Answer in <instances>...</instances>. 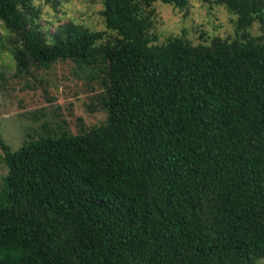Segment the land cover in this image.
<instances>
[{"label": "trees", "instance_id": "1", "mask_svg": "<svg viewBox=\"0 0 264 264\" xmlns=\"http://www.w3.org/2000/svg\"><path fill=\"white\" fill-rule=\"evenodd\" d=\"M34 1L0 0L15 72L65 60L100 72L106 118L12 151L0 139V264H260L264 38L245 31L264 26V0H197L241 32L207 47H148L151 4L188 0H102L106 41L72 23L46 34Z\"/></svg>", "mask_w": 264, "mask_h": 264}, {"label": "rangeland", "instance_id": "2", "mask_svg": "<svg viewBox=\"0 0 264 264\" xmlns=\"http://www.w3.org/2000/svg\"><path fill=\"white\" fill-rule=\"evenodd\" d=\"M33 4L35 22L46 34L66 23L98 32L103 23L99 14L102 0H38ZM150 7L153 14L148 36L155 38L151 45H160L170 37L206 45L212 38L231 40L241 34L234 27L236 16L223 6L188 0L182 9L160 2ZM100 32L102 41L114 37L107 29ZM245 33L264 38V26L254 22ZM11 39V34L0 35V139L11 151L22 141L46 133L64 130L76 134L104 122L106 113L96 100L102 93L100 72L90 75L88 69L79 71L73 62L65 60L47 69L30 65L17 74L8 54ZM4 172L0 164V177ZM259 263L264 264V260Z\"/></svg>", "mask_w": 264, "mask_h": 264}, {"label": "clouds", "instance_id": "3", "mask_svg": "<svg viewBox=\"0 0 264 264\" xmlns=\"http://www.w3.org/2000/svg\"><path fill=\"white\" fill-rule=\"evenodd\" d=\"M196 7H198V5H196ZM106 9L104 8V6H102L101 8H100V11H105ZM103 21H104V17H102L101 18ZM0 24H3V22L2 21H0ZM106 30V27H105V24L104 23H102L97 29H96V31H98V32H100V31H105ZM109 32H110V34H113V35H115L116 33H115V30H108ZM229 33L231 34V29L229 30ZM0 35H7V33H6V31L5 30H0ZM120 39H123L122 37H119ZM224 37L223 36H221V39H223ZM97 43H99V42H97ZM95 46H97L96 44H94L93 45V47H95ZM152 45L150 44V45H148V47H151ZM207 46H209V45H205V47H207ZM192 47H196V45L195 44H193L192 45Z\"/></svg>", "mask_w": 264, "mask_h": 264}]
</instances>
